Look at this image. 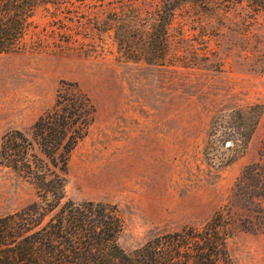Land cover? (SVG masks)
Here are the masks:
<instances>
[{
    "label": "rangeland",
    "instance_id": "374dc122",
    "mask_svg": "<svg viewBox=\"0 0 264 264\" xmlns=\"http://www.w3.org/2000/svg\"><path fill=\"white\" fill-rule=\"evenodd\" d=\"M96 1L74 13L38 6L28 39L39 34L43 49L0 54V145L11 130L30 132L63 82L78 83L97 112L71 157L66 193L77 202L119 206V244L133 252L239 203L233 188L260 158L264 114L240 152L217 124L235 110L264 106V11L233 4L215 15L188 3L163 30L155 24L160 0L92 6ZM110 12L126 21L123 47L114 30L93 29L80 35L87 53L60 52L75 35L77 16L101 22ZM253 114L236 113L243 137ZM35 199L29 181L0 166V215ZM228 247L234 264H264V233L239 232Z\"/></svg>",
    "mask_w": 264,
    "mask_h": 264
},
{
    "label": "trees",
    "instance_id": "16d2710c",
    "mask_svg": "<svg viewBox=\"0 0 264 264\" xmlns=\"http://www.w3.org/2000/svg\"><path fill=\"white\" fill-rule=\"evenodd\" d=\"M87 1L0 0V54L43 49L45 41L39 34L28 39L38 6L52 5L57 11L74 13L87 7ZM107 1L97 0L92 6L115 3ZM188 3L205 7L215 15L222 7L233 4L264 11V0H160L157 29L165 30L177 9ZM77 17L81 21L74 22L75 35L62 41L60 52L87 53V43L81 41L80 35L93 29L114 30L121 47L125 45L126 21L119 13L110 12L101 22ZM96 112L91 97L78 83L63 82L54 105L39 116L30 132L11 130L2 137L0 166L29 181L36 190V199L0 215V264H234L228 247L230 239L239 232L264 233L263 146L259 160L247 165L234 185L238 204L220 208L205 224L154 236L133 252L125 251L119 244L124 230L119 206L77 202L66 193L71 157L88 136ZM248 112L254 114L250 132L243 137L236 113ZM263 114L264 106L256 104L220 117L216 124L225 128L233 139L234 151L240 152L247 148Z\"/></svg>",
    "mask_w": 264,
    "mask_h": 264
}]
</instances>
